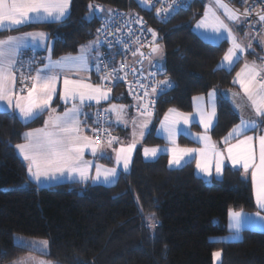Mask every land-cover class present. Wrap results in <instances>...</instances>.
Masks as SVG:
<instances>
[{
  "label": "trees",
  "instance_id": "trees-1",
  "mask_svg": "<svg viewBox=\"0 0 264 264\" xmlns=\"http://www.w3.org/2000/svg\"><path fill=\"white\" fill-rule=\"evenodd\" d=\"M204 2L191 0L190 7L173 13L167 21H158L140 10L157 33L161 76L174 85L154 96L151 132L145 134L143 144L163 143L156 136L155 127L170 107L189 112L193 96L213 89L218 90L219 99L217 121L209 131L211 137L220 140L240 120V112L228 93H238L233 76L241 61L231 71L219 67L227 41L207 42L193 30ZM89 5L125 7L126 0H71L70 16L62 22L0 31V38L25 30H43L50 34L49 40L57 41L52 58L76 53L83 42L96 36L102 14L90 17L89 22L85 19ZM262 50L259 39H254L248 55H259ZM23 59L27 60L24 56ZM92 76L98 83L94 70ZM111 91L109 101H133L130 111H138V102L126 93L124 84L112 85ZM60 104L56 97L51 107L61 110ZM100 108L104 109L98 105L90 116H85L88 129L94 127L93 114ZM46 114L47 111L25 123L16 114L0 112V264H11L28 252L56 264H212L214 251L221 252L219 264H264V231L243 229L242 239L235 241L212 238L228 232V210L255 209L251 181L241 175L240 169L226 165L222 179H213L209 184L194 172L192 161L169 167L166 154L146 160L138 145L128 170L119 171L114 184L69 180L38 186L28 177L27 166L16 153L15 145L24 141L26 130L41 126ZM243 114L253 117L249 107ZM110 121L113 136L111 116ZM191 127L198 129L196 125ZM178 140L192 144L183 136ZM97 160L109 163L107 158ZM153 216L154 220L149 219ZM156 221L154 231L146 226ZM15 236L25 241H47L48 254L34 245L19 246Z\"/></svg>",
  "mask_w": 264,
  "mask_h": 264
},
{
  "label": "snow or ice",
  "instance_id": "snow-or-ice-1",
  "mask_svg": "<svg viewBox=\"0 0 264 264\" xmlns=\"http://www.w3.org/2000/svg\"><path fill=\"white\" fill-rule=\"evenodd\" d=\"M141 3L150 4L151 0H139ZM213 3L215 7H213ZM71 0H0V31L13 30L21 26H28L35 23H54L62 22L70 16ZM190 5L186 0H171L167 8H157L158 14H170L179 11L181 8H187ZM92 10L89 17L96 18L98 13L103 12L102 5H89ZM222 9L224 15L229 21L237 22L241 15L248 16L249 10L245 9L244 13L232 9L225 0H212L205 8L203 17L198 21L196 27L204 29L206 33L212 34V39L216 41H231V46L227 49L223 56L219 67L231 71L236 63L239 62L241 56L239 53L244 51L245 46L241 45L236 34L229 27L228 23L221 18L218 10ZM109 16L105 18V23L101 28L97 29V33L106 31L110 24L115 25L114 14L112 9H107ZM121 17L128 14H119ZM85 17V19H89ZM168 15L163 19L167 21ZM259 20L264 21V14H259ZM90 22V19H89ZM120 32V28H116ZM152 34V40L149 41L151 52L149 55L159 54L161 47L157 44V33L148 29ZM112 35V33H108ZM131 35V30L129 32ZM50 34L45 31H30L18 36H8L0 38V112L15 115L25 122L38 119L45 111L49 112V117L44 122V127L31 129L23 133V143L15 145L23 160L27 162V171L38 186H47L52 183L64 182L67 178H71L74 182H102L105 184H114L117 182L120 173L118 168L127 171L132 161V153L138 143L137 139H133L126 146L121 144L118 148H112L113 143L118 142V138L112 136L109 129L99 127L103 121L97 118L94 123L98 125L96 128L88 129L93 133V137L102 134L106 138V143L112 152L115 153V167H106L97 164L94 160H86L84 158L85 151L88 150L93 157L111 159V155L104 151L102 145L97 144L96 139L84 135L81 128V115L83 113L82 106L89 102L108 101L111 88L105 83L93 84L89 78H79L81 71L90 70V57L94 62L97 73L103 71L105 75L100 77L102 82L109 79L119 82L122 69L113 67L108 69L107 64H103L102 58L97 53L92 57L91 53L96 50L100 44V40L90 41L87 45H81L78 55L67 54L58 60H53L51 53L57 41L49 40ZM117 43L124 44V38H117ZM139 43V41H137ZM141 45L140 47H142ZM111 47V43H109ZM140 47L136 49L140 52ZM247 47H251L249 44ZM29 49L33 52L37 49H45L49 55L42 58V67L35 69V75H32V65L36 63L35 55L25 61L23 55ZM135 55V53H134ZM142 63V61H138ZM159 70H162V63ZM28 67L29 74L25 75L20 68ZM19 66V67H18ZM19 73V84L17 88ZM126 75V73H125ZM155 76V73H151ZM77 78H73V77ZM62 81V90L57 85ZM234 83H237L243 92V98L247 103H234V108L240 112V123L235 125L228 135L222 138L224 148H218L217 144L208 134L210 129L214 127V121H217V103L218 90L213 89L207 93V101L203 95L193 97L195 102L193 112H181L175 108H169L160 121V128L157 130L167 140L168 144L164 148L144 147L143 154L146 158H155L160 153L169 154V166H181L182 162H190L192 159L196 161V168L203 173L202 179L206 183H211L213 179H222V171L225 161H230L233 166H240L243 169L244 177L249 172L254 188L255 201L257 206L264 210V134L258 136L246 135L248 131H255L260 124H264V68L259 67L255 62L244 66L236 73ZM142 94H136L138 103L135 107L138 115L143 117V121L137 125L135 119L132 123L135 127H139V138L145 137L146 130L150 134L151 129L148 128L150 117L153 115V109L156 103L154 98L164 94L168 89L173 87V82L169 79L152 80L150 86H145L141 81H136ZM150 89V90H149ZM159 90V91H158ZM224 95V94H221ZM234 97L240 96V93H233ZM71 107H65L63 114L57 115L56 109L51 107L54 98ZM251 107L255 112V117L244 116V109ZM127 106L111 105L105 109L106 112L116 113V121H123V113ZM11 110V112L9 111ZM127 126V121H123ZM198 123L204 129L202 133H192L190 126ZM183 135L194 139L202 145L199 148L181 147L177 143V136ZM136 136L135 130L133 137ZM242 137V138H241ZM235 139V143L231 141ZM258 143V154L256 145ZM226 153V155H225ZM95 169V175H91V170ZM255 216V220L249 223L264 231V216L258 211L249 216ZM232 223L230 227L234 230L231 236L232 240L242 239L241 232L243 229L242 213L237 211L231 212ZM149 219L154 220L153 217ZM158 221L148 223L146 226L153 231L157 227ZM17 244L19 246L35 245V241H25L24 238L18 237ZM40 250L44 254H48L47 241L38 242ZM7 255V252L3 253ZM215 259L221 256L220 251L213 253ZM11 264H53L51 261L38 259L36 257H21L14 260Z\"/></svg>",
  "mask_w": 264,
  "mask_h": 264
},
{
  "label": "built area",
  "instance_id": "built-area-1",
  "mask_svg": "<svg viewBox=\"0 0 264 264\" xmlns=\"http://www.w3.org/2000/svg\"><path fill=\"white\" fill-rule=\"evenodd\" d=\"M190 1L186 0L188 4ZM170 2L171 0H151L150 4H145L139 2V0H126L125 7L109 6L107 9L113 10L116 24H110L106 31L97 33V29L101 28V25L105 23V18L109 16L107 9L105 10V13L100 17L95 28L96 37L100 40L99 47L102 49V55L100 57L102 58L103 64H107L109 70L115 67L122 69V71L119 82L112 79H109L107 82H102L100 77L105 75V73L103 71L97 73L96 68H93L98 83H105L107 87H111L116 83L124 84L126 93L131 99L136 100V94H142L136 81L139 80L145 86H150L153 79H167L165 76H161L163 68L159 70L161 66L157 63V60L152 55H149L150 51H148L147 46L149 45L148 42L152 40V34L148 29L152 28L140 10L150 13L158 21H165L163 17L165 15L170 17L173 14L171 10H169L170 14H158L156 9L161 7L167 8ZM225 2L241 14L245 12V9H248V16L241 15L243 17V29L249 33L250 39H264V21L259 20V14H264V0H225ZM125 13L128 15L123 17L119 15ZM117 27L120 28V32L116 31ZM130 30L131 35H129ZM108 33H112V35H108ZM118 37L124 38L125 43H117ZM109 43H111V47H109ZM141 45L143 46L140 47ZM138 47H140V52H143V57L136 51ZM138 61H142V63H138ZM24 69L28 70V67L25 65ZM151 73H155V76H151ZM153 95L155 96V94ZM97 118L104 122L99 127L110 128L111 121L109 112H106L103 108L97 109L93 114L94 121ZM96 127L98 125L94 123L93 128ZM94 139H96L97 143L106 140L102 134L95 135Z\"/></svg>",
  "mask_w": 264,
  "mask_h": 264
},
{
  "label": "crops",
  "instance_id": "crops-1",
  "mask_svg": "<svg viewBox=\"0 0 264 264\" xmlns=\"http://www.w3.org/2000/svg\"><path fill=\"white\" fill-rule=\"evenodd\" d=\"M210 2H212V0H205V2H204V8H203V12H202V14H201V16L194 22V24H193V30L203 39V40H205V41H207V42H211V43H219L220 41H216V40H214V39H212V34L211 33H206L205 32V30L204 29H200V28H197L196 27V25H197V23H198V21H200L201 20V18L203 17V14H204V11H205V8L208 6V4L210 3ZM213 7H215V5H214V3H213ZM103 8H104V11L102 12V14H101V16L105 13V10L108 8V6H103ZM218 14L219 15H221V18L222 19H224L225 20V23H228L229 24V27L230 28H232V31L236 34V36H237V38H238V40H239V42L241 43V45H243V46H245V48H244V51L243 52H241V53H239L240 54V56H241V59H240V61H241V64H240V66L244 63V59H243V56L244 55H247V56H251V55H248V43H249V40H250V36H249V33L246 31V30H244L243 29V26H242V22H243V17L242 16H240V18H239V20L237 21V22H232V21H229L228 19H227V17L224 15V13H223V10L222 9H220V10H218ZM43 31V30H42ZM244 31H246L247 32V35H246V39H245V45L243 44V42H242V40L240 39V37H241V35H242V33L244 32ZM21 34H23V33H21ZM21 34H16V33H14V34H10V35H8V36H18V35H21ZM8 36H6V37H8ZM6 37H2V38H6ZM259 39V38H258ZM262 39V38H261ZM227 41V43H228V48L231 46V41L230 40H226ZM260 42V41H259ZM84 43V42H83ZM81 45H83V44H81ZM251 47H252V45H251ZM79 48H80V46H79ZM78 48V49H79ZM227 48V49H228ZM78 49H77V51H78ZM29 50H31V49H29ZM31 51H33V50H31ZM148 51H150V49L148 50ZM36 54H35V56L37 55V56H40V53H43V58L44 57H47L48 55H49V53H48V51L47 50H45V49H37V50H35L34 51ZM151 52V51H150ZM25 53H30V52H28V51H26ZM77 53V52H76ZM76 53H74L73 55H75ZM226 53V52H225ZM64 55H67V54H64ZM225 55V54H224ZM223 55V56H224ZM36 56V57H37ZM252 56H254V57H257L258 55H252ZM35 57V58H36ZM59 57H60V55H59ZM58 57V58H59ZM152 57L153 58H156L154 55H152ZM58 58H56L55 57V59H53V60H57ZM223 58V57H222ZM222 58H221V60H222ZM157 60V59H156ZM221 60L219 61V64L218 65H220V62H221ZM43 63H45V60H44V62ZM43 63L41 62V64H34V65H32V72H31V74L32 75H35V69L36 68H39V67H42L43 66ZM161 66V65H160ZM24 69V68H23ZM25 70V69H24ZM29 74V70H25V75H28ZM235 85H236V92H238V93H240V96H236V97H234L230 92L228 93V96L230 97V99H231V103H232V105L234 106V103L233 102H235V103H245L246 104V98H243L242 99V97H243V93H242V90H241V88L240 87H238L239 85L237 84V83H235ZM57 87H58V89L59 90H62V84H61V82L60 83H58V85H57ZM18 88V87H17ZM210 92V91H209ZM208 93V92H207ZM207 93L206 94H200V95H203L204 97H205V101H207ZM195 96H199V95H195ZM195 96H193V97H195ZM193 97H192V100H191V110L189 111V112H193L194 111V105H195V102L193 101ZM246 101V102H245ZM103 102L104 101H100L99 103H98V105H100V106H103L104 107V109H107V107L106 106H104V104H103ZM3 102H0V104H2ZM131 103H133L134 104V102L132 101ZM87 104V103H86ZM86 104H84V106L83 107H85V105ZM133 104H130L131 106L133 105ZM170 108H172V107H170ZM250 108V107H249ZM53 109H56V113L55 114H57V115H61V114H63V109L62 110H58V108H53ZM9 111H11V110H9ZM136 111V110H135ZM168 111V110H167ZM166 111V112H167ZM238 111V110H237ZM251 112H252V110H250ZM165 112V113H166ZM182 112V111H181ZM187 113V112H186ZM92 114V113H91ZM90 114V115H91ZM110 114V116H111V118H112V124H113V128H114V133H113V136H115V137H117L118 139L120 138L119 136L121 135V134H124L123 133V129H122V126H121V124L120 123H117V121H116V116H115V118L113 119V114L112 113H109ZM252 114H253V118H256L255 117V113H253L252 112ZM16 115L19 117V115H18V113H16ZM48 117H49V112H47V115H46V118H45V120H47L48 119ZM163 117H164V115L161 117V119L159 120V122H158V124L156 125V127H155V134H156V136H158V137H160V138H162L163 139V143L162 144H157V145H153V144H143L142 143V141H143V139L142 140H140V138H139V131H138V133H136V136L135 137H133V135L132 134H130L129 133V131L131 130V128H132V130H135L134 129V126H132V124L131 125H129V131L127 130V132L125 133V135H127L123 140L124 141H126L125 143H126V145L127 144H129V143H131L132 142V140L135 138V139H137L138 140V143H137V145L136 146H138V145H140L141 146V154H142V157L144 158V159H146V160H152V159H154V158H146L145 156H144V154H143V149H144V147H157V146H159L160 148H164L165 146H167V144H168V142H167V140L163 137V135L161 134V133H158V129L160 128V121L163 119ZM245 117H249L248 115L247 116H245ZM20 118V117H19ZM21 119V118H20ZM135 121H140V122H142L143 121V117H141V116H139L138 115V111H136V116H135ZM256 119H259V118H256ZM22 120V119H21ZM45 120H44V122H45ZM23 121V120H22ZM150 121L152 122V118H150ZM44 122H43V124L41 125V126H39V127H37V128H42V127H44ZM151 122L149 123V125H148V128L150 129V126H151ZM240 123V120L236 123V124H234L228 131H227V133L224 135V136H226V135H228V133L231 131V129L235 126V125H237V124H239ZM192 125H196L197 127H198V129H194V128H192L191 126ZM191 126H190V128H191V132L192 133H202L203 131H204V129H203V127L201 126V125H199L198 123H194V124H192ZM120 127H121V129H120ZM37 128H35V129H37ZM31 130V129H30ZM146 133H147V130H146ZM209 135H210V133H208ZM260 134H264V126L262 125V124H260V126L255 130V131H248L247 133H246V135H251V136H258V135H260ZM179 136H183V135H178L177 136V143L181 146V147H189V148H199V147H202V145L201 144H199L198 142H196L194 139H192V138H189V137H185V136H183V137H185L187 140H189L192 144H190V145H187V144H181V143H179V140H178V138H179ZM211 136V135H210ZM212 138V137H211ZM242 138V137H241ZM212 140L217 144V147L218 148H224V145H223V143H222V138L220 139V140H214L213 138H212ZM24 141H22V142H20V143H23ZM232 143H235L236 141H235V139H233L232 141H231ZM19 144V143H18ZM100 145H102L103 146V148H104V151L106 152V153H108V154H110L111 152H110V148L107 146V143L105 142V143H103V144H100ZM113 145H115V144H113ZM256 148H257V154H258V143H257V145H256ZM135 150V149H134ZM134 150H133V152H134ZM15 151H16V153L18 154V156L23 160V157L19 154V152H18V150L15 148ZM112 154H115V153H113L112 152ZM161 154V153H160ZM164 154H166V156H167V164H168V166H169V163H168V161H169V154L168 153H164ZM132 155H133V153H132ZM159 155V154H158ZM225 155H226V153H225ZM84 158L86 159V160H94V162L95 163H100L101 165H105L106 163H103V162H101V161H98L97 160V158H99V156H97V157H93L89 152H87V153H85V155H84ZM156 158V157H155ZM24 161V160H23ZM192 162H193V168H194V172L198 175V176H200L201 178L203 177V173H201L197 168H196V161H195V159H192L191 160ZM24 163L26 164V166H27V162L26 161H24ZM185 163H187V162H182V165L183 164H185ZM226 165H228V166H231V167H234V168H238V169H240V171H241V175L244 177V175H243V169L240 167V166H233V165H231V162L230 161H225V165H224V167H223V170H224V168H225V166ZM116 166V165H115ZM114 166V167H115ZM169 167H179V166H169ZM123 171V169H122V167L121 168H118V172L119 171ZM94 172H95V169L93 168L92 170H91V175H95L94 174ZM222 174H223V171H222ZM28 177L30 178V176H29V174H28ZM247 177H249V179H250V181H251V192H252V198H253V203H254V206H255V209L254 210H250V211H245V210H228V212H227V223H226V225H227V229H228V232H230V233H233V229L230 227V225H231V223H232V217H231V212L232 211H237V212H241L242 213V222H243V229H246V228H248V229H255V227H253L250 223H249V221L250 220H255L256 218H255V216L254 215H252V216H249V214H255L256 212H260L261 213V216H264V210H261L258 206H257V204H256V201H255V194H254V188H253V184H252V180H251V174H250V172H249V174H248V176ZM68 180H72L71 178H68ZM88 181H90V182H92V183H101V182H93L92 180H88ZM33 182H35V181H33ZM36 183V182H35ZM37 184V183H36ZM102 184H105V183H102ZM242 229V230H243ZM258 229V228H257ZM227 232V233H228ZM35 242H37V241H35ZM38 243V242H37ZM39 245V244H38ZM40 245H39V247H35V248H37L38 250H40ZM29 256H31V257H36V258H38V259H43V260H47V261H51V260H49V259H46L45 257H43L42 255H39V254H36V253H26V254H24V255H22L21 257H29ZM21 257H19V258H21ZM18 258V259H19ZM18 259H16V260H18ZM51 262H53V261H51ZM53 264H56V263H54L53 262Z\"/></svg>",
  "mask_w": 264,
  "mask_h": 264
},
{
  "label": "rangeland",
  "instance_id": "rangeland-1",
  "mask_svg": "<svg viewBox=\"0 0 264 264\" xmlns=\"http://www.w3.org/2000/svg\"><path fill=\"white\" fill-rule=\"evenodd\" d=\"M92 10L89 8L88 9V11L86 12V14H85V17H89V14H90V12H91ZM98 14H100V13H98ZM90 18V17H89ZM30 31H38V30H25V31H20V32H16V34H21V33H25V32H30ZM42 31V30H41ZM10 34H14V33H10ZM10 34H8V35H10ZM7 35V36H8ZM246 35H247V32L246 31H244L243 33H242V35H241V37H240V39L242 40V42H243V44L245 45V39H246ZM6 37V36H5ZM2 38V37H1ZM95 40H97V37L94 35L92 38H90L89 40H87V41H85L84 43H82L83 45H87L90 41H95ZM254 39H250L249 40V43H248V45L250 44V45H252V41H253ZM259 41H260V43H261V48L263 49L262 50V52L257 56V57H254V56H247V55H244L243 56V61H244V63L241 65V66H239L238 67V69L236 70V72H235V74H234V76H233V81H234V78L236 77V73L237 72H239L240 71V69L244 66V64L245 63H249V64H251V63H253V62H255V64L257 65V66H259V67H262V68H264V39H261V38H259ZM157 44H159V43H157ZM160 45V44H159ZM161 47V46H160ZM79 48V47H78ZM80 48H81V45H80ZM80 48L78 49V51H77V53L75 54V55H78L79 53H80ZM147 49L149 50L150 49V51H151V48H150V46L148 45L147 46ZM249 50H251V47L249 48L248 47V51ZM28 52H30V53H24V57L26 58V59H28L29 57H31L33 54L35 55L36 53L35 52H33V51H31V50H28ZM97 53L101 56V51H100V49H99V46L96 48V50L94 51V52H92L91 53V56L92 57H94V56H96L97 55ZM74 53H72V55H73ZM156 58H154V59H157V62L158 61H160L161 63H162V57H161V52L159 53V54H153ZM37 56V55H36ZM35 56V57H36ZM62 56H65L64 54L63 55H60V57H62ZM59 57V56H58ZM58 57H56V58H58ZM59 57V58H60ZM42 58H43V53H40V56H37L36 57V64H41V60H42ZM58 58V59H59ZM52 59H55V58H52ZM57 59V60H58ZM44 62V61H43ZM47 61L45 60V63H46ZM19 67V66H18ZM90 70L89 71H81L79 74H78V77L79 78H89L90 77V80H89V82L90 83H93V84H98L94 79H93V76H92V70H93V68L95 69V67H94V62L93 61H91V57H90ZM24 68V67H23ZM23 68H20V71H22L24 74H25V70L23 69ZM73 78H77V77H73ZM61 84H62V81H61ZM17 87L19 88L20 87V84H19V73H18V82H17ZM239 87V86H238ZM111 88V87H110ZM243 93V92H242ZM111 94H112V91H111V93H110V97H111ZM59 99V98H58ZM60 101V100H59ZM61 102V101H60ZM131 102V101H130ZM246 102V101H245ZM104 103V106H106L107 107V109L108 108H110V106L111 105H113V104H115V105H125V106H127V108H126V110H125V112L122 114L123 115V121H127V126H125V123L122 121V122H120V124H121V126H122V129H123V133L124 134H121L119 137V139H118V142H116V143H113V144H115V145H112V148H118V147H120L121 146V144H123V145H125L126 146V141H124L123 139L127 136V135H125V133L127 132V130L129 131V125H131L132 124V126H133V123H132V121H133V119L135 118V116H136V111L135 110H133L132 109V112L130 111V104H129V102L128 103H123V102H117V101H104L103 102ZM247 103V102H246ZM86 104V103H85ZM61 106H62V111L64 112V110H65V107H71V104H67V105H65V104H63L62 102H61V104H60ZM84 106V105H83ZM82 106V110H83V113H85V114H87V115H89L90 116V114L91 113H93V109H95L96 108V106H98V104L95 102V101H89V102H87V104L85 105V107H83ZM250 110H252V112L253 113H255L254 112V110L250 107ZM60 111V110H59ZM112 114H113V119L115 118V116H116V113L115 112H112ZM47 115V114H46ZM85 116L86 115H81L80 116V120H81V128H82V132H83V134L84 135H87V136H89V137H91V135H90V133H88L87 132V129H88V126L85 124ZM45 118H46V116H45ZM45 118H44V120H45ZM150 118H152V116L150 117ZM141 122L140 121H136V124L137 125H139ZM136 129H135V132L136 133H138V131L140 130L139 129V127H135ZM35 129V128H34ZM27 131H29V129L28 130H26V132ZM133 131L134 130H132V128H131V130L129 131V133L130 134H132L133 135ZM112 148H110V155H111V159H109V163H106L104 166H106V167H114L115 165H116V163H115V154H112ZM87 152H89L88 150H86L85 151V153H87ZM90 153V152H89ZM97 164H100V163H97ZM130 166V165H129ZM27 174H29L28 172H27ZM94 174H95V172H94ZM30 176V175H29ZM30 180H32V181H35L34 179H32L31 177H30ZM65 181H69L68 180V178L65 180ZM36 182V181H35ZM37 183V182H36ZM102 183V182H101ZM37 185H38V183H37ZM255 230H260L259 228L257 229V228H255ZM231 236H232V233H230V232H228V233H225V234H223V235H220V236H213L212 238L213 239H222V240H226V241H235V240H232L231 239ZM18 237H20V236H15V240L17 241V238ZM39 241H44L43 239H38L37 240V242H39ZM39 243H36L34 246L35 247H39V245H38ZM214 252H216V251H214ZM213 252V253H214ZM220 258H221V256H220ZM220 258L219 259H215L214 258V256H213V254H212V264H219L220 263Z\"/></svg>",
  "mask_w": 264,
  "mask_h": 264
}]
</instances>
